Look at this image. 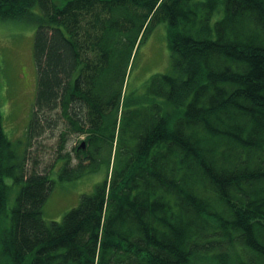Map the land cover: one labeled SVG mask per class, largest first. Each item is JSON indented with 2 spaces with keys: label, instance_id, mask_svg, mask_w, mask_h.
I'll list each match as a JSON object with an SVG mask.
<instances>
[{
  "label": "trees",
  "instance_id": "1",
  "mask_svg": "<svg viewBox=\"0 0 264 264\" xmlns=\"http://www.w3.org/2000/svg\"><path fill=\"white\" fill-rule=\"evenodd\" d=\"M16 19L36 24V86L23 140L0 113V264H264V0H0ZM161 23L169 67L129 89ZM100 162L93 191L45 220L53 170Z\"/></svg>",
  "mask_w": 264,
  "mask_h": 264
},
{
  "label": "rangeland",
  "instance_id": "2",
  "mask_svg": "<svg viewBox=\"0 0 264 264\" xmlns=\"http://www.w3.org/2000/svg\"><path fill=\"white\" fill-rule=\"evenodd\" d=\"M61 6L66 0H52ZM36 24L23 19L0 21V113L3 128L9 139L16 143L24 139V129L29 121L36 86V70L32 53ZM169 49L166 39V27L156 24L149 36L139 45L136 60L130 72L129 89H141L149 77L155 73L167 71L169 67ZM147 83V82H146ZM83 137L71 135L66 150H71ZM46 145L40 147L38 154L39 170L50 167L55 155L54 139L42 140ZM23 144L17 145L21 152ZM71 156L75 154L71 152ZM76 160L72 161V165ZM106 164L100 162L97 169L78 178L61 180L58 178L59 168L53 170L51 178L53 188L43 208V217L47 221H60L63 215L76 206L80 195L93 191L95 185L106 175ZM12 183V178H5ZM11 187L9 195L10 207L15 192ZM8 209V211H9ZM5 219V217H4Z\"/></svg>",
  "mask_w": 264,
  "mask_h": 264
},
{
  "label": "water",
  "instance_id": "3",
  "mask_svg": "<svg viewBox=\"0 0 264 264\" xmlns=\"http://www.w3.org/2000/svg\"><path fill=\"white\" fill-rule=\"evenodd\" d=\"M80 147H84V142L83 141L81 142Z\"/></svg>",
  "mask_w": 264,
  "mask_h": 264
}]
</instances>
